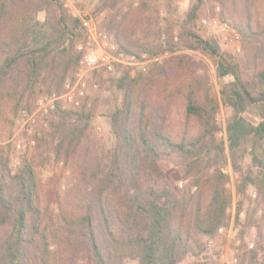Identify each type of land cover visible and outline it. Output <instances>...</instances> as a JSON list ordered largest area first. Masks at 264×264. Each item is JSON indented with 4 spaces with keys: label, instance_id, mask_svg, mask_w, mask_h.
<instances>
[{
    "label": "trees",
    "instance_id": "16d2710c",
    "mask_svg": "<svg viewBox=\"0 0 264 264\" xmlns=\"http://www.w3.org/2000/svg\"><path fill=\"white\" fill-rule=\"evenodd\" d=\"M140 1L145 10L148 0ZM202 2L193 3L182 24L185 47L215 62L222 99L234 112L227 137L241 175L237 190L246 195L253 185L264 206V0H219L243 37L242 57L195 29ZM44 4L53 13L41 21ZM148 18L142 28L149 35L155 30ZM81 27L85 18L72 17L62 0H0V117L8 102L15 113L30 106L39 86L63 89L78 59L61 44ZM162 33L157 43L118 39L116 53L142 58L175 52V36L161 40ZM197 71L193 58L180 53L147 74L127 73L110 149L95 139L92 111L81 107L57 111L36 154L24 156L16 169L0 151V264H182L206 251L203 237L228 225L232 196L221 165L225 141L217 137L220 103ZM178 102L181 129L171 122ZM48 153L71 172L53 202L51 178L38 168ZM248 158L250 170L241 164ZM180 177L187 180L183 187L176 184ZM258 250L239 264H264Z\"/></svg>",
    "mask_w": 264,
    "mask_h": 264
},
{
    "label": "rangeland",
    "instance_id": "374dc122",
    "mask_svg": "<svg viewBox=\"0 0 264 264\" xmlns=\"http://www.w3.org/2000/svg\"><path fill=\"white\" fill-rule=\"evenodd\" d=\"M62 1L72 17L85 18L86 28L81 27L76 31V35L61 44L78 60L61 91L50 92L46 86H39L36 98L31 100L30 106L19 109L17 113L12 109V102L4 104L3 116L0 117V151L10 157L12 167L16 169L24 156L31 157L36 154L38 138L50 131L51 120L56 117L55 113L67 109L79 110L85 107L91 110V126L95 139L105 145L106 150L110 149L116 141L112 130V116L116 109L122 106L125 93L120 87V80L127 73L131 77L140 72L147 74L156 62L162 63L172 54L188 53L197 64V73L208 79L211 93L220 103L217 118L221 129L217 137L225 141L226 156L221 165L229 174L228 187L232 196L228 225L223 226L222 231L219 230L214 237H203L207 249L205 264H239L241 257L245 254L249 257L253 248H259L260 259L264 258V206L259 203L258 193L253 185L248 186L246 195L239 194L237 186L241 175L233 166L230 157L227 125L233 116V109L222 99L221 82L214 60L201 51L185 47L182 24L190 7L199 0H148V7H144L145 10L141 7L140 0ZM201 5L195 20V29L204 37L215 40L222 51L242 57L243 37L233 25L230 12L226 9L223 11L219 0H203ZM43 6L45 7L38 12V18L46 21L48 13H53V9L45 4ZM149 16L153 17L150 23H153L155 31L148 35L146 30H143V21L150 20ZM47 26L50 27V24ZM160 31L163 32L161 40L168 39L170 34H173L175 41L178 42V49L158 57L142 54V58L139 59L146 62L144 71L140 66L128 63L116 62L112 70H108L103 64V57L107 52L116 53L118 39L124 43L130 38L157 43L160 41L158 37ZM90 53L99 58V67L86 62V56ZM183 110V103L178 102L171 121L175 129L184 127ZM39 159L40 174L44 178H51L47 184L52 191L49 201L53 202L57 188H66L67 177L71 172L65 169L63 162H56L54 155L50 153L44 156L43 160L40 157ZM241 164L246 170L251 169L249 158L241 160ZM186 182V179L180 177L176 184L183 187ZM237 213H240L239 217ZM251 215L252 218L255 217V221ZM261 230L260 239L258 235ZM199 260L190 254L185 257L182 264H197Z\"/></svg>",
    "mask_w": 264,
    "mask_h": 264
},
{
    "label": "built area",
    "instance_id": "2783aa9c",
    "mask_svg": "<svg viewBox=\"0 0 264 264\" xmlns=\"http://www.w3.org/2000/svg\"><path fill=\"white\" fill-rule=\"evenodd\" d=\"M104 60V65L108 70H112L114 67V64L116 62L118 63H128L130 65L133 66H140L143 70L146 69L145 65V61L137 58L134 55H129V54H125V53H113V51H109L105 54V56L103 57ZM86 62L94 67H99L100 66V60L97 57V55L90 53L86 56ZM223 227H221L219 230L222 231ZM206 254L207 252L204 251L199 255V259L201 261H206ZM237 260V257H236Z\"/></svg>",
    "mask_w": 264,
    "mask_h": 264
}]
</instances>
